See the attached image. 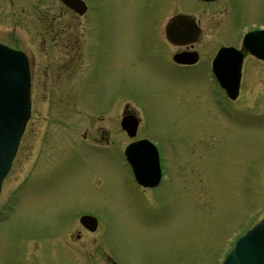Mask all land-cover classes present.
<instances>
[{
	"label": "rangeland",
	"instance_id": "374dc122",
	"mask_svg": "<svg viewBox=\"0 0 264 264\" xmlns=\"http://www.w3.org/2000/svg\"><path fill=\"white\" fill-rule=\"evenodd\" d=\"M107 4L113 17L107 12L91 35V16L87 12L79 17L84 50L88 40L93 43L90 87L86 79L90 67L84 65L69 83L52 73L59 63L57 50L47 47L51 59L37 51L41 38L51 28H60L56 20L71 16L60 1L0 0V40H15V46L32 56L33 74L31 117L0 195L2 215L13 202L10 193L15 190L20 196L0 229V264H51L65 259L64 254L70 261L80 260L77 264H101L85 262L86 250L92 247L84 235L76 241L64 234V229L72 234L80 228L69 220L89 206L108 229L101 243L114 249L120 264H215L230 239L264 215V63L245 59L238 97L229 102L222 98L233 109L226 115L213 101V84L203 66L180 71L163 63L157 51L165 40L154 29L153 14L146 7H162L165 16L180 9L203 11L204 3L107 0ZM228 11L233 23L263 21L264 0L210 4L201 16L204 34L213 32L216 19H227ZM162 15L157 13L158 20ZM223 26L221 42L233 41L224 34L233 30L235 35L238 25L230 23L229 30ZM215 42L205 40L199 48L216 47ZM49 90L52 98H46ZM116 98L131 100L141 113L145 109V129L167 151L169 179L147 195L133 184L117 151L96 154L80 144L74 132L54 123L55 117L66 118L76 133L88 126V132L102 126L117 130L118 123L113 125L115 120L100 109ZM42 131V153L28 178L30 184L18 191ZM91 251L95 254V248Z\"/></svg>",
	"mask_w": 264,
	"mask_h": 264
},
{
	"label": "flooded vegetation",
	"instance_id": "af4514ba",
	"mask_svg": "<svg viewBox=\"0 0 264 264\" xmlns=\"http://www.w3.org/2000/svg\"><path fill=\"white\" fill-rule=\"evenodd\" d=\"M222 1V2H221ZM85 2V10L84 12L78 14L76 13L74 10H70L68 9L69 13H70V18H61L59 17L57 21V25L60 28L53 29L51 28L48 33L49 35L47 37H42L41 38V42H40V47L38 48V53L45 57L46 59H51L52 58V51H48L47 47L49 46L50 49L53 50H57L58 52V65H57V69L58 71L61 73H68L70 81L72 82L74 77L76 76V74L78 73V71H81V69L83 68L84 65H86L88 68L92 65L94 58L93 55V43L92 40H88V42H86V46H85V50H84V46H83V31H82V27L80 25H83L79 22V17L87 14L91 16L92 19V23H93V27H90V35L95 33V31L97 30L98 24L97 21H99L100 19H102L106 13L108 12V15L111 14V16L113 17V12L114 10L109 9V6L107 4V0H84ZM216 2H219V5L221 3H225L227 4V0H216ZM228 6V5H227ZM229 7V6H228ZM152 12H156V10H151ZM52 18H56L55 15H52ZM73 19H76V22H73ZM221 20H226L224 18L220 19H216L214 21V27L218 29L219 32V28H220V23ZM152 21H154L156 23L155 19H152ZM228 21V20H226ZM259 22V24H264V20L263 21H259V20H255V22ZM229 22L232 25H241L242 23H249V20H245V21H238V23H233L232 19H229ZM80 24V25H79ZM84 26V25H83ZM42 31V30H41ZM63 31V33L60 34V32ZM85 31V30H84ZM219 37V36H217ZM48 40L52 42L51 45L48 44ZM208 46V45H207ZM206 47V50L208 49V51L211 49V47ZM196 49L198 51V44L194 43V44H190V45H184V46H178L176 48H173V46L169 43H166L164 45L163 49H160V55L162 57V61L163 63L167 66V67H173L176 66L175 63H173L172 61V55L174 52H180V51H185V50H194ZM156 49L154 48V46L152 45V50L151 53L156 55ZM199 55H203L201 58H199V61H203L205 62L207 59V52L205 54L199 52ZM156 64V63H154ZM158 67H160L162 70L163 68L161 66H159L158 64H156ZM179 65V64H177ZM164 71V70H163ZM119 107V106H118ZM122 112H126L125 106L123 105V109ZM120 115V114H119ZM118 114H116L114 116V120H115V124L117 121H119V116ZM118 123V122H117ZM117 130L120 131L117 127ZM121 132V131H120ZM85 137V135H84ZM88 140H90V143L94 144V145H99L100 143H113L114 141H116L115 139H113L112 136V131L105 126H102V128L99 129H95L94 133H89V136L86 137ZM117 143L120 142V140L118 139L116 141ZM99 151V150H98ZM43 187V186H42ZM40 187V188H42ZM84 214V213H82ZM81 214V215H82ZM80 215V214H79ZM77 224L79 225V229H76V232L70 234L68 233V229L64 230V234L66 232V235L70 238V239H75L76 241L81 240L82 235L85 236V242L88 243L92 248H95V254L91 251L92 248H88L86 250V261L85 262H99L101 264H120V258L119 256L115 253L114 249L104 245L101 243L100 238L101 237H105L108 235V233L105 232L104 229L101 228L100 224L98 222H96V226L93 229H89L85 226H83V224H81L80 222ZM97 231L99 232V235L96 236ZM93 236V237H92ZM67 239V237H66ZM68 241V239H67ZM71 242V241H69ZM68 242L69 246L70 243ZM86 243H81L82 247L87 246ZM66 246V245H65ZM72 246V244H71ZM64 258L63 260H53L50 261L51 264H77V260L76 258L72 261L69 260V258L67 257L66 254H64Z\"/></svg>",
	"mask_w": 264,
	"mask_h": 264
},
{
	"label": "water",
	"instance_id": "95a60500",
	"mask_svg": "<svg viewBox=\"0 0 264 264\" xmlns=\"http://www.w3.org/2000/svg\"><path fill=\"white\" fill-rule=\"evenodd\" d=\"M248 40L250 38H246V42H249ZM221 53L224 54H221L219 60L223 61L233 52L228 50ZM231 57V66L216 69L218 79L228 90L238 75V57ZM27 89V69L23 59L18 53L0 46V182L9 167L19 133L27 117ZM150 163L155 165L154 155ZM249 243L259 245L261 254L249 255L245 250ZM226 259L223 264H264V220L237 241Z\"/></svg>",
	"mask_w": 264,
	"mask_h": 264
}]
</instances>
